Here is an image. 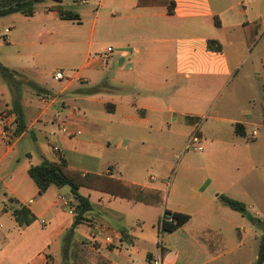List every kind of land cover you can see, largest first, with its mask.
<instances>
[{
  "label": "crops",
  "instance_id": "crops-1",
  "mask_svg": "<svg viewBox=\"0 0 264 264\" xmlns=\"http://www.w3.org/2000/svg\"><path fill=\"white\" fill-rule=\"evenodd\" d=\"M142 1L43 0L33 16L0 17V63L19 72L8 83L0 70V264H64L65 247L70 264H155L156 256L163 264L162 245L175 250L171 264L257 260L264 178L246 180L232 161L241 156L256 165L250 141L264 142V0H171L173 13L157 0ZM257 21L249 45L246 31L255 34L249 24ZM58 63L80 69L65 75ZM52 67L56 82L49 84L44 73ZM17 103L27 127L14 137ZM199 122L200 141L210 154L221 153L219 162L188 158L166 184L153 171L152 152L175 141L187 146ZM236 124L246 135H236ZM61 157L84 172L160 190L163 202L82 188L92 208L66 238L75 220L71 188L52 185L39 194L29 175L42 158ZM247 183L259 201H251ZM221 194L242 201L246 214L226 206ZM19 206L35 216L31 224H18ZM165 210L190 219L161 234Z\"/></svg>",
  "mask_w": 264,
  "mask_h": 264
},
{
  "label": "trees",
  "instance_id": "trees-1",
  "mask_svg": "<svg viewBox=\"0 0 264 264\" xmlns=\"http://www.w3.org/2000/svg\"><path fill=\"white\" fill-rule=\"evenodd\" d=\"M43 0H0V17L7 16L13 13H22L26 16H33L37 9V4ZM145 2L139 0L140 5H144ZM158 5L167 6L169 13H173L175 3L171 0H157ZM61 13L70 19H74L77 16L71 12H63L59 8ZM215 22L220 25L217 17ZM256 26L253 35L248 33L247 39L249 45H252L256 34L260 31L261 22H253L249 24ZM209 48L221 51L222 46L216 40H209ZM0 70L8 83H12L14 76L19 72L4 67L0 63ZM36 85L34 82H31ZM17 124L14 130L13 136L18 137L27 127L23 113L17 103ZM235 133L238 136L246 135L245 128L242 124H236ZM29 175L34 180L38 187L39 194H43L50 186L55 185L58 187L69 186L73 192L75 200V220L73 226L66 233V238L72 237L75 228L81 224L84 220V214L92 208V204L87 196L81 194L82 188L100 191L110 194L113 197L135 200L147 204L161 205L163 202V195L160 190L152 188H144L139 185L124 181L119 178L108 176L106 174L84 172L78 168L69 165L68 161L61 157L58 162L50 161L47 158H42L39 164L31 165L29 168ZM221 201L231 208L232 210L239 211L242 214H246V205L235 198L227 196L225 194L220 195ZM13 215L19 225L31 224L35 220V216L25 206H19L13 209ZM190 216L182 213H172L165 210V218L159 222V226L162 233H171L178 229L180 226L187 223ZM68 248H63L65 257L64 264H70L67 256ZM163 264H171L175 258V250L165 245H162ZM264 261V240L261 243L259 255L257 260L253 264H263Z\"/></svg>",
  "mask_w": 264,
  "mask_h": 264
},
{
  "label": "rangeland",
  "instance_id": "rangeland-1",
  "mask_svg": "<svg viewBox=\"0 0 264 264\" xmlns=\"http://www.w3.org/2000/svg\"><path fill=\"white\" fill-rule=\"evenodd\" d=\"M22 16V15H19ZM9 17H5L2 18L4 19L5 22H9L7 21ZM106 43L104 41H102L100 43V46L103 47L105 46ZM100 47V48H101ZM99 48V49H100ZM66 62H70V60H65ZM63 62V61H62ZM62 63H58L55 66L56 68H59V70L63 71L65 75H73L78 69H80V64L77 63H73L74 66H72V69H68L67 66H62ZM61 67H65L64 70H62ZM52 69H54L53 67L50 68L49 70L45 71V81H47L49 84L53 83L54 80V71H52ZM92 74V73H91ZM102 75V79H104V73H101ZM92 76V75H91ZM56 82V81H55ZM95 82H85V86L86 87H91L93 85H95ZM230 90V88L228 89V91ZM216 101V98H215ZM202 122V120H201ZM201 125V123H200ZM199 125V126H200ZM200 136V135H199ZM207 137H209V135H207ZM169 140V138L167 139ZM176 143H174L173 145L171 144L170 146H168V148H166L165 151L163 150H157V151H153L152 152V160L155 161V165H154V173L157 175L156 177H161V179L167 184L170 182L171 179H173L175 176H179L186 165V160L188 158H192L194 161L198 162V161H204L206 157L211 158L214 162H219L221 153L219 152H214L213 154H210L209 148L207 147L206 144H204V141H200V144L203 145V150L199 151L195 148L194 145H190L189 147L186 146V143H181L180 145L177 143V141H175ZM253 142V144L251 146H255V148H257V150L253 151L254 154V159L256 161V165H251L250 162H247L245 160V158L241 157L238 158H233L232 161V166L234 164H236L237 162H239L236 165H241V172L243 173H247V179H250L251 177L254 176H261L264 178V146L262 145L264 142H258L256 140L250 141ZM147 159V158H146ZM145 159V160H146ZM235 165V166H236ZM234 173L235 170H233ZM160 175V176H159ZM264 184V183H263ZM246 188L248 190L251 189V193H252V200L251 201H259L258 199L255 198V192L257 191V189L253 188V186L249 183L246 184ZM261 191H264L263 185L260 188ZM259 191V189H258ZM257 207H260V204H256ZM263 223V221L261 222ZM263 225V224H261ZM249 226H251V224L249 223ZM161 234H164L161 232ZM256 250H258V245L255 246ZM33 251H35V248H33ZM59 257L62 258V254L59 252Z\"/></svg>",
  "mask_w": 264,
  "mask_h": 264
},
{
  "label": "built area",
  "instance_id": "built-area-1",
  "mask_svg": "<svg viewBox=\"0 0 264 264\" xmlns=\"http://www.w3.org/2000/svg\"><path fill=\"white\" fill-rule=\"evenodd\" d=\"M112 50H113L112 47H108V51H109V52H111ZM56 77H57V78H63V73H62L61 71L57 72V73H56ZM4 116L7 117L8 114L5 113ZM199 125H200V122L197 124V126H196V130H195V133L192 135L191 139L189 140V143L187 144V147H189L190 145H194L195 148H196L197 150L202 151L204 147H203L202 144H200V137H199V135H198V128H199ZM59 127H60V129H64V128H65V123H62L61 125H59ZM255 134H256V131L253 132V135H255ZM53 148H54L55 151H59V150H60L58 146H54ZM63 198H64V197H63ZM63 198H62V199H63ZM64 203H65L66 205H70V202H69L67 199H64ZM70 207H71L72 209L74 208L73 206H70ZM164 218H165V215H163L162 220H163ZM159 229H160V227H159ZM160 231H161V229H160ZM106 239H107L108 242L111 241V237H107ZM154 263H155V264H161V260H160V258L156 256L155 259H154Z\"/></svg>",
  "mask_w": 264,
  "mask_h": 264
}]
</instances>
